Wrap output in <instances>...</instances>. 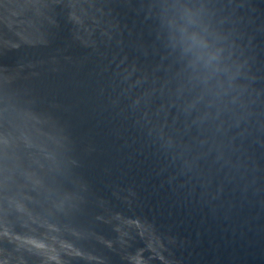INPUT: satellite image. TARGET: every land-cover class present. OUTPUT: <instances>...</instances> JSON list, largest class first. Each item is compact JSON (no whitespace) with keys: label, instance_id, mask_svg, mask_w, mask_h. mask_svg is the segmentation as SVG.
Segmentation results:
<instances>
[{"label":"water","instance_id":"water-1","mask_svg":"<svg viewBox=\"0 0 264 264\" xmlns=\"http://www.w3.org/2000/svg\"><path fill=\"white\" fill-rule=\"evenodd\" d=\"M156 2L0 0V109L14 97L66 137L30 204L76 198L46 212L83 253L67 264H264V0H206L247 58L252 95L215 140L173 102ZM20 171L0 150V194Z\"/></svg>","mask_w":264,"mask_h":264},{"label":"clouds","instance_id":"clouds-1","mask_svg":"<svg viewBox=\"0 0 264 264\" xmlns=\"http://www.w3.org/2000/svg\"><path fill=\"white\" fill-rule=\"evenodd\" d=\"M151 7L178 66L173 102L184 113L186 127L207 128L215 140L216 134L239 123L250 106L247 58L237 51L231 33L222 29L206 0H157ZM140 102V97L134 101ZM50 121L49 115L21 105L14 97H6L0 109V150L23 177L20 182H9V177L3 181L0 240H6L7 246L0 247V264H67V257L83 255L46 214L52 208H73L76 198L65 195L41 212L26 194L30 183H42V173L56 162L55 154L66 139L51 130ZM153 130L169 142L174 139L163 126ZM14 221H19L21 230ZM131 259L144 264L139 254Z\"/></svg>","mask_w":264,"mask_h":264}]
</instances>
